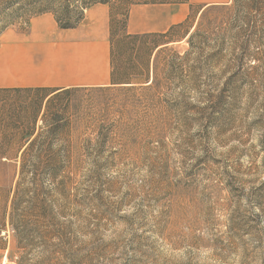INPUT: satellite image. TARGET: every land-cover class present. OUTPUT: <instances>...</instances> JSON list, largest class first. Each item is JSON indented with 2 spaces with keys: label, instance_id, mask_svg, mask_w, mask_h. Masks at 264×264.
Wrapping results in <instances>:
<instances>
[{
  "label": "rangeland",
  "instance_id": "obj_1",
  "mask_svg": "<svg viewBox=\"0 0 264 264\" xmlns=\"http://www.w3.org/2000/svg\"><path fill=\"white\" fill-rule=\"evenodd\" d=\"M62 1L69 13L56 3L48 14L73 24L100 0ZM103 1L114 15L182 2ZM42 2L0 0V44ZM112 25L121 31L119 16ZM169 39L148 84L111 85L109 53L86 45L100 40L68 38L52 57L78 85L49 99L51 89L0 92V147L62 156L15 205L19 164L0 160V264H264V0L203 10Z\"/></svg>",
  "mask_w": 264,
  "mask_h": 264
},
{
  "label": "crops",
  "instance_id": "obj_2",
  "mask_svg": "<svg viewBox=\"0 0 264 264\" xmlns=\"http://www.w3.org/2000/svg\"><path fill=\"white\" fill-rule=\"evenodd\" d=\"M231 0H186L184 2L134 3L123 14L114 15L111 5H94L84 11L83 19L74 29H60L51 14L31 20L24 30L8 29L0 44V90L34 91L51 89L46 99L78 85L72 65H62L55 47H62L68 38H95L100 42L89 46L103 48L110 54V32L115 16L124 31L134 36H163L159 48L175 44L169 39L175 28L188 23L201 11L229 5ZM167 37H164V36ZM49 49V50H48ZM49 56V57H48ZM68 73L69 79L62 77ZM68 82H62V81ZM63 88V89H57Z\"/></svg>",
  "mask_w": 264,
  "mask_h": 264
},
{
  "label": "trees",
  "instance_id": "obj_3",
  "mask_svg": "<svg viewBox=\"0 0 264 264\" xmlns=\"http://www.w3.org/2000/svg\"><path fill=\"white\" fill-rule=\"evenodd\" d=\"M41 6H36V15H44L51 13L53 10L49 8L50 5H54L57 3L58 6H62V13H69L68 5L63 6L62 0H42ZM62 1V2H61ZM186 0H182L184 2ZM101 5H109L107 1L100 0L97 2ZM149 3H164V2H149ZM68 4V3H67ZM31 5V4H30ZM28 5V7L32 11L33 7ZM40 7V8H39ZM28 8V9H29ZM88 9V7L86 6ZM78 18L77 21L73 24H69L68 22H62L59 19H55L58 27L60 29H74L80 23ZM83 19V17H82ZM82 21V20H81ZM80 21V22H81ZM113 24V22H112ZM151 36H134L128 35L124 31V25L121 24V31L117 32L114 30L113 25L110 32V84L113 86H133V85H144L148 84L150 81L151 74V60L154 56V53L159 48L158 45L152 44L151 46H147L148 44L144 42L147 38ZM153 37H163V36H153ZM164 37H167L166 35ZM128 49L130 54L125 56L123 54V50ZM160 53V51H158ZM157 53V54H158ZM124 57L127 63L125 68H121L118 64L120 60H123ZM131 65V66H129ZM155 70V66L153 71ZM8 90H0V92ZM11 92V91H10ZM20 92V91H17ZM32 132H24L21 133L20 140H25L26 138H32ZM37 139V138H36ZM34 139V141L36 140ZM34 146L31 144L26 146L25 144H20L14 148H4L0 147V160L5 161H14L18 162V182L16 185V191L14 195V204L15 199L19 193L20 186L26 181L30 180L31 182H37L36 172L37 168H41L44 172H47L48 175H53L58 168V164L62 158L60 151L55 150L51 145H47L46 147L40 146L37 150L33 149ZM34 162L32 166V170L28 171V158ZM34 202H27L28 205L32 204L42 209L45 205L44 201L39 200L38 198L33 199ZM12 205V206H13ZM12 209V213H13ZM35 222L33 225L38 224L42 219L41 216H36ZM27 221V220H26Z\"/></svg>",
  "mask_w": 264,
  "mask_h": 264
}]
</instances>
